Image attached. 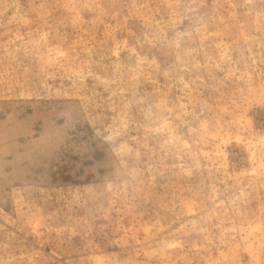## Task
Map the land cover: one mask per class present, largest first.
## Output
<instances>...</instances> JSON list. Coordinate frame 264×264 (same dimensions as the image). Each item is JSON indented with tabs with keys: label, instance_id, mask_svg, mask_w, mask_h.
<instances>
[{
	"label": "rangeland",
	"instance_id": "rangeland-1",
	"mask_svg": "<svg viewBox=\"0 0 264 264\" xmlns=\"http://www.w3.org/2000/svg\"><path fill=\"white\" fill-rule=\"evenodd\" d=\"M0 264H264V0H0Z\"/></svg>",
	"mask_w": 264,
	"mask_h": 264
}]
</instances>
